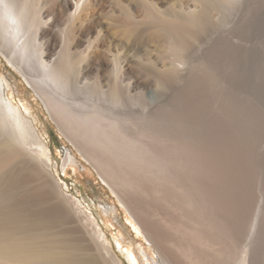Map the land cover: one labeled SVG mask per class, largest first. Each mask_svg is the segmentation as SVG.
<instances>
[{
	"label": "rangeland",
	"instance_id": "rangeland-1",
	"mask_svg": "<svg viewBox=\"0 0 264 264\" xmlns=\"http://www.w3.org/2000/svg\"><path fill=\"white\" fill-rule=\"evenodd\" d=\"M203 1L209 6L217 4L216 0ZM120 3L122 7L126 5L125 0ZM101 5L96 15L90 13L89 17H83V25L75 29L85 40H94L98 31L108 33L104 24H117L120 5L115 0H102ZM108 6L112 13L106 12ZM134 10L132 4L131 12ZM171 15L164 16L170 23L182 19ZM233 17L234 10L226 9L219 20L229 36L220 31L211 34V29L196 21L193 27L196 32L188 34L184 29L157 27L158 20L152 17L142 21L135 18L142 23L131 37L135 49L129 52L132 67L128 74L115 81H98L88 89L89 103L105 105L109 117L123 118L125 124L140 133L137 149L146 155L151 153L149 160H142L140 169L134 166L140 160L118 163L119 160L111 159L102 151L100 144L92 145L84 127L61 123L45 99H41L0 53V76L10 85L7 95L27 114L40 143L50 151L47 161L50 174L66 195L78 200L91 214L106 248L115 254L119 264H130L122 253L125 248L134 253L138 264H166L134 221L121 192L133 195L149 210L159 207L168 214H172L173 203L178 201L177 210H181H175V216L178 215L176 218L183 230L176 238L181 243L189 240L188 231L193 225L204 222L196 213L198 208L214 214L217 222L229 225L219 228L223 231L216 230L220 237L214 233L219 237L217 240H225L221 241L224 248L219 241L217 246L224 255L219 256L212 250L204 253L215 264H237L242 255H245L243 264H264V0H251L238 19L233 21ZM153 30L161 41L165 39L173 47L166 48L163 41L147 40ZM233 35L239 42L236 45L232 42ZM189 41L195 43L190 51L180 44ZM157 58L172 64L163 70ZM177 60L185 62L183 73L177 69ZM150 94L157 98L151 106ZM144 109L147 115L140 119ZM67 150L73 157L71 162L63 158ZM93 152L102 160L92 158ZM10 170L0 172L3 186H0V211L19 210L31 218L36 213L32 202H28L31 200H27L31 187L22 185L21 189L18 183L23 172ZM135 178L145 194L131 185ZM259 201L255 235L248 244L249 225ZM189 203L192 206L194 203L193 209ZM233 221L240 224L238 239L232 235ZM118 242L123 246L122 252Z\"/></svg>",
	"mask_w": 264,
	"mask_h": 264
},
{
	"label": "bare ground",
	"instance_id": "bare-ground-1",
	"mask_svg": "<svg viewBox=\"0 0 264 264\" xmlns=\"http://www.w3.org/2000/svg\"><path fill=\"white\" fill-rule=\"evenodd\" d=\"M101 1L0 0V53L24 76L41 99H45L49 109L55 113L61 123L70 127H84L85 135L92 145L100 144L102 151L111 159L119 160L118 163H122L123 160H128L129 163L130 160H140L135 161L134 165L140 169L144 164L142 160L147 158L149 160L151 155V153L146 155L145 152L142 153L137 149L136 140L140 138V135L138 136L140 133L136 128L125 124L123 118L109 117L110 112L105 105L93 104L92 101L89 103V97L86 96L88 89L98 81H115L128 74L132 67L129 52L135 49L131 37L142 23L139 21L140 18L142 21L152 17L158 20L157 27L184 29L188 34L196 32L193 28L196 21L208 30L211 29V34L220 31L229 36L226 27L219 24L222 12L233 9V21H235L243 7L251 0H216L217 4L212 6L203 0H125L126 5L123 7L121 0H115L121 7L119 19L115 20L117 24H104V28L109 30L108 33L98 31L94 40L89 38L85 40L83 34L76 32L75 29L83 25V17H89L90 13L95 15L98 13L103 7ZM132 4L135 5L133 13ZM163 4L166 6L161 7ZM106 12L112 13L109 6ZM169 14L182 19L170 23L171 21H166L164 17ZM60 27H62L61 32ZM232 37L234 38L232 42L238 44L237 37L235 35ZM146 39H150L151 42L161 41L154 30ZM162 41L166 48L173 47L171 42L165 39ZM180 44L189 51L195 45L194 41ZM176 62L179 64L177 69L183 73L186 69L185 62L182 60ZM158 63L163 70L172 64L166 60H159ZM9 90L8 81L0 76V172L6 169L23 172L18 184L21 189L25 185L31 187L27 193L29 197L27 200H31L28 202H32L36 213L32 215L33 219L27 217L23 211V213L17 212L19 210L12 211L9 208L11 210L9 211L3 207L4 210L0 211V264H119L115 254L106 248L105 240L100 230L96 229L91 214L80 206L78 200L66 195L50 174L47 161L50 160L51 153L44 144L40 143L38 132L27 114L8 97ZM149 102L150 106L155 104L156 96L150 94ZM28 115L31 113L28 112ZM146 115L144 109L140 112V119H144ZM139 120L136 118V122ZM91 156L95 160H102L94 152ZM63 158L68 162L73 160L68 150L64 152ZM135 180L136 178L131 180V185L145 194L146 191ZM4 181L7 182L6 179ZM155 190L162 191L159 188ZM121 197L128 205L134 221L145 238L155 246L166 264H215L204 250H212L219 256L224 255V251L217 249L219 241L217 239L222 230L219 228L229 225L219 223V219L217 222L214 214H207L200 208L194 210L204 218V222H199L200 224L196 222L197 225H193L188 231L189 240L181 243L176 238L179 231L183 230H180L178 224L180 220L176 218L178 215L175 216V210L180 206L177 204L178 201L173 203L174 210L170 208L173 210L172 214H168L159 207L147 209L133 195L121 192ZM160 202L163 205V201ZM189 206L192 208L194 203L193 206L189 203ZM259 207L260 201L249 225L246 237L248 244L255 235ZM219 214L217 217L221 216ZM239 225L238 221H233L231 227L232 235L236 238ZM216 232L218 238L214 234ZM184 234H187V231ZM227 235L228 233L226 237ZM227 239L229 241L228 237ZM223 240L219 241L220 244ZM117 244L122 252L123 246L119 242ZM222 245L225 244L220 246ZM122 253L130 264H138L131 250L125 248ZM240 257L237 264H243L245 261V255Z\"/></svg>",
	"mask_w": 264,
	"mask_h": 264
}]
</instances>
